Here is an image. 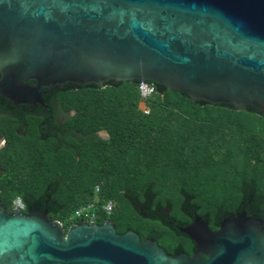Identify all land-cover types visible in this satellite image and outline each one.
Listing matches in <instances>:
<instances>
[{
    "label": "water",
    "instance_id": "obj_1",
    "mask_svg": "<svg viewBox=\"0 0 264 264\" xmlns=\"http://www.w3.org/2000/svg\"><path fill=\"white\" fill-rule=\"evenodd\" d=\"M111 80L264 114V0H0L3 97L43 104L44 89ZM177 230L192 256L111 220L66 230L48 209L8 212L0 200V264H264V221L245 211L217 231L197 214Z\"/></svg>",
    "mask_w": 264,
    "mask_h": 264
},
{
    "label": "trees",
    "instance_id": "obj_2",
    "mask_svg": "<svg viewBox=\"0 0 264 264\" xmlns=\"http://www.w3.org/2000/svg\"><path fill=\"white\" fill-rule=\"evenodd\" d=\"M125 84L136 86L138 91L140 82L117 83L111 80L105 86L118 89ZM155 87L160 95L172 92L187 108L188 119L183 122L186 133L168 136L150 151L142 153L125 134L122 113L108 109L105 104L102 117H93L86 110L79 109L70 119L69 126L87 138L70 137L75 149H64L59 148L54 139H43L41 120L33 118L35 112L28 107L19 109L0 94V135L9 140L19 133L27 136L30 122L37 121L35 138L41 146L45 145L44 154L37 153L36 148L30 151H35L36 161L41 162L38 176L49 177V181L36 195L26 188L17 191L22 195L26 211L48 209L53 220L67 218L76 207L92 199L98 185L104 198L114 199L117 203L110 220L118 233L134 230L142 241L155 239L167 254L172 255L176 252L192 253L195 249L189 237L167 225L168 219L187 224L188 215L197 212L216 228L228 214L245 210L248 215L264 221V160L259 158L257 142L252 141L254 137H264V114L252 105L246 111H237L228 105L193 102L187 95L156 83ZM88 89L101 90L94 84L80 88L82 91ZM64 94L68 93H60ZM220 121L223 129L231 128L222 154H219V145L213 148L211 142L204 141V129L199 124ZM248 124L261 126L249 130L246 128ZM7 129L10 132L6 133ZM100 129L109 133V140L96 135ZM209 137L206 135V140ZM238 137L242 138L245 147L235 146L233 140ZM29 146L33 147V144ZM108 150L114 155L107 166L104 154ZM105 167L115 173L113 180L107 170L104 171ZM3 173L0 166V179ZM102 180H105L104 184H100ZM117 200L122 206L131 207L139 220L125 212L127 209L119 213ZM204 206L211 210L206 211ZM143 219L151 223L143 224ZM144 229H147L146 234Z\"/></svg>",
    "mask_w": 264,
    "mask_h": 264
},
{
    "label": "rangeland",
    "instance_id": "obj_3",
    "mask_svg": "<svg viewBox=\"0 0 264 264\" xmlns=\"http://www.w3.org/2000/svg\"><path fill=\"white\" fill-rule=\"evenodd\" d=\"M64 100L66 108L72 111V113L74 111L77 113L79 109H84L93 117H102L104 113L102 107L104 104L108 109L121 112L124 132L127 136H130L131 143L133 142L134 147L140 150L141 153L150 151L159 141L168 136L186 133L183 122L188 119V115L185 113L187 112V108L170 91H167L163 95L156 92L148 100H142L138 95L136 86L125 84L118 89L105 86L100 91L91 89L79 90L66 94ZM144 108L150 112L144 113ZM2 121L4 122V120ZM221 123L222 121L203 125L199 123L204 129V141L211 142L213 148L219 145V154L225 153L226 140L230 138L229 130H231V128L225 127L223 129ZM36 124L37 121L30 122V133L27 136L17 134L13 140H9L3 136L5 139L0 149V166L3 168L4 173L0 179V200L8 212L13 210L14 199L18 197L22 199V195L17 193L18 190L26 188L36 195L41 191L43 184L49 181V177L42 178L38 176V168L41 162L36 161L34 156L35 151H30L36 148L38 149L36 150L37 153L44 154L43 149L45 145L41 146L35 138ZM260 126L248 124L246 128L257 130ZM5 132L10 131L7 129ZM98 133L105 137L101 139L109 140L110 135L105 129H100ZM208 134L211 137L208 138L209 140H206V135ZM246 137L250 139L249 135H246ZM252 141L257 142V147L260 148L259 158H261L260 160H264V137L257 136ZM233 142L236 147H245L241 137L234 138ZM30 143L33 144V147L29 146ZM51 144L53 143L51 142ZM50 145L48 147H52ZM112 154L114 155V152L111 150H108L104 154L107 166ZM105 170L110 174V180H113L115 173L109 167H105ZM104 182L105 180H102L100 184H104ZM118 204L119 213L127 209L125 212L128 211L131 215L135 216L136 221L139 220L131 207L127 205L122 206L119 201ZM175 205L176 207L179 206V202L175 203ZM204 209L206 211L211 210L206 206H204ZM57 221L64 223V225L66 224V218H61ZM141 222L143 224L151 223L145 219ZM146 232L147 229H144L143 233L146 234Z\"/></svg>",
    "mask_w": 264,
    "mask_h": 264
},
{
    "label": "flooded vegetation",
    "instance_id": "obj_4",
    "mask_svg": "<svg viewBox=\"0 0 264 264\" xmlns=\"http://www.w3.org/2000/svg\"><path fill=\"white\" fill-rule=\"evenodd\" d=\"M81 87L84 86H77L71 83L61 84L58 85L57 88H55L54 90H50V89L43 90V104L37 103L32 105L30 104H21V105L14 104V105L19 109H26L28 107L31 111L35 112L33 118L41 120L40 132L44 140L54 139L56 140L59 148L75 149V146H73V144L70 143V137L74 139H79L81 137V133L76 129H71L69 123H70V119L74 118L77 115V113L75 111L72 113V111L66 108V104L64 100L65 94L60 95V93L65 91L66 93L69 94L72 92L79 91ZM96 135L100 138H105L98 132L96 133ZM4 139L5 138L3 137V135L2 136L0 135V149H1V145L4 143ZM242 211H237L234 214ZM196 214L199 215L197 212L188 215L189 222L187 224L182 223L177 219L174 220L168 219L166 220V223L168 226L178 231L177 230L178 227H185L191 224ZM204 220L206 219L204 218ZM209 227L212 231H217L219 229V225L216 228H212L210 225ZM191 242L193 243L195 249L194 242L193 241ZM194 251L192 253H187V252H179V253H185L189 256H192Z\"/></svg>",
    "mask_w": 264,
    "mask_h": 264
},
{
    "label": "built area",
    "instance_id": "obj_5",
    "mask_svg": "<svg viewBox=\"0 0 264 264\" xmlns=\"http://www.w3.org/2000/svg\"><path fill=\"white\" fill-rule=\"evenodd\" d=\"M139 97L142 100H148L156 93L154 83L139 84ZM144 113H149V110L144 108ZM13 209H18L26 212V206L21 198H16L13 201ZM117 203L114 199L104 198L101 194V187L96 185L92 199L86 203H82L76 207L73 212L66 218L65 225L60 224L67 230L71 225L85 222L88 225H102L116 212Z\"/></svg>",
    "mask_w": 264,
    "mask_h": 264
}]
</instances>
